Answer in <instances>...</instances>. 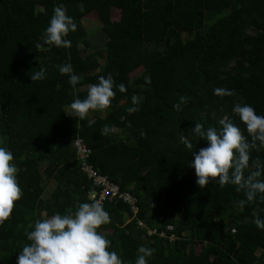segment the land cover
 Instances as JSON below:
<instances>
[{"label": "trees", "instance_id": "1", "mask_svg": "<svg viewBox=\"0 0 264 264\" xmlns=\"http://www.w3.org/2000/svg\"><path fill=\"white\" fill-rule=\"evenodd\" d=\"M61 4L76 24L65 37L70 47L43 43ZM91 13L107 30L103 42L90 41L83 20ZM65 63L80 77L75 86L58 70ZM40 68L45 78L31 81ZM109 73L126 91L114 87L110 105L83 120L66 115ZM132 96L138 111L129 114ZM235 103L264 116V0H0V146L12 152L22 190L0 224V264H16L37 219L97 201L103 185L85 164L137 198L136 216L117 197L101 203L109 222L99 231L124 264H134L141 245L155 249L147 264H264V230L253 223V212L264 218V200L240 208L243 192L215 179L201 188L189 166L206 146L192 133L195 123L218 129L231 119L248 137ZM106 124L112 131L100 135ZM256 144L245 175L257 160L264 164Z\"/></svg>", "mask_w": 264, "mask_h": 264}, {"label": "clouds", "instance_id": "2", "mask_svg": "<svg viewBox=\"0 0 264 264\" xmlns=\"http://www.w3.org/2000/svg\"><path fill=\"white\" fill-rule=\"evenodd\" d=\"M81 12L83 5H78ZM73 18L66 14L64 6L53 8L48 25L43 30V43L56 47H70L71 41L65 39L69 31H75ZM37 48L41 47L37 43ZM61 74H69L68 83L75 86L80 77L73 74L70 63L59 66ZM45 70L40 68L30 79L36 81L45 78ZM98 82L89 85L84 99L74 98L69 105L70 114L83 120L89 110H104L114 97L113 88L126 91L124 84H115L111 73L97 78ZM214 95H231L230 91L214 88ZM181 97V102H183ZM132 107L129 114L138 111L137 98L132 96ZM174 107H177L174 105ZM232 112L243 123L248 134L246 138L241 129L231 119H221L220 127L204 128L195 123L192 133L206 143L205 147L191 153L189 166L194 169L195 183L201 188L209 184L211 179L224 187L225 184L235 186L237 192H243V199L236 205L243 208L254 200H264V164L255 162V170L245 175L249 168V148H264V116L256 114L254 108L247 103H235ZM112 131L109 125L100 129V135H108ZM249 138L251 143L249 142ZM182 143L191 149L192 145L181 136ZM22 196L17 181V168L13 163L12 152L0 146V224L11 215L14 203ZM253 223L264 230V218L253 212ZM109 222V214L99 201L82 202L74 212L61 214L56 212L50 216L37 219L31 230L26 233L28 243L18 252L16 264H124L117 252L111 250V241L99 229ZM155 249L146 246L137 248L134 264H147Z\"/></svg>", "mask_w": 264, "mask_h": 264}, {"label": "built area", "instance_id": "3", "mask_svg": "<svg viewBox=\"0 0 264 264\" xmlns=\"http://www.w3.org/2000/svg\"><path fill=\"white\" fill-rule=\"evenodd\" d=\"M75 145L80 152V156L85 157L86 154H84V153H86L87 148L82 143L81 139H78L76 141ZM87 152H88V150H87ZM85 169L88 171L90 176L95 177L96 182L103 185V188L99 192V196H98L97 201L102 203L106 199L111 200V199H114L117 197L118 199H122L124 202H126L128 205H130L131 210L133 212V215L136 216V214L138 212L137 198L136 197H134L130 193L121 191L118 184H115V183L108 181L105 177L99 176L97 174V172L92 168V166L85 164ZM139 226L141 228H146L149 235H153V234L157 233L156 229L149 228L148 225L142 221H139ZM161 235H165V234L162 232Z\"/></svg>", "mask_w": 264, "mask_h": 264}, {"label": "rangeland", "instance_id": "4", "mask_svg": "<svg viewBox=\"0 0 264 264\" xmlns=\"http://www.w3.org/2000/svg\"><path fill=\"white\" fill-rule=\"evenodd\" d=\"M112 18H113V20H115V21L120 20V19H121L120 12L117 11V10L113 11V13H112ZM83 22H84V25H85L87 31H88L89 34H90V37H89V38H90V41H91L92 43H99V41H101V42L104 41V40H103V37H104L105 35L103 34V32H104V31H107V30H105V29L102 30L103 25L100 23V21H99L97 15H96V13H91V14H89L88 16H86V17L84 18ZM139 72H140V70H139V71H136V72H134V73H132L131 75H132V76H133V75H136V74H138Z\"/></svg>", "mask_w": 264, "mask_h": 264}, {"label": "bare ground", "instance_id": "5", "mask_svg": "<svg viewBox=\"0 0 264 264\" xmlns=\"http://www.w3.org/2000/svg\"><path fill=\"white\" fill-rule=\"evenodd\" d=\"M151 228V227H150ZM158 229V228H157Z\"/></svg>", "mask_w": 264, "mask_h": 264}]
</instances>
